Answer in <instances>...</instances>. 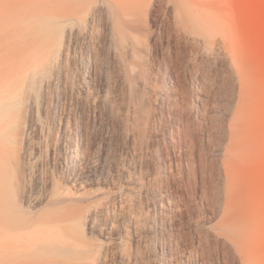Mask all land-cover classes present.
<instances>
[{"label":"bare ground","instance_id":"obj_1","mask_svg":"<svg viewBox=\"0 0 264 264\" xmlns=\"http://www.w3.org/2000/svg\"><path fill=\"white\" fill-rule=\"evenodd\" d=\"M211 1L0 0V264L249 260L246 93Z\"/></svg>","mask_w":264,"mask_h":264},{"label":"rangeland","instance_id":"obj_2","mask_svg":"<svg viewBox=\"0 0 264 264\" xmlns=\"http://www.w3.org/2000/svg\"><path fill=\"white\" fill-rule=\"evenodd\" d=\"M211 14H225L236 38L242 89L244 135L235 161L238 189L246 214L255 224L252 254L244 264H264V0L211 1ZM209 32H221L213 25ZM214 264H225L215 258ZM228 264V263H227ZM232 264V263H231Z\"/></svg>","mask_w":264,"mask_h":264}]
</instances>
